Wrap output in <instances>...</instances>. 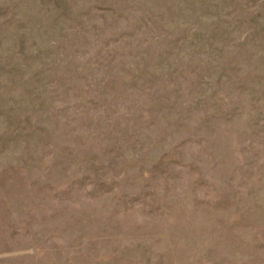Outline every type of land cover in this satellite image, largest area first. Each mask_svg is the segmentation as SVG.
I'll use <instances>...</instances> for the list:
<instances>
[{
  "label": "rangeland",
  "instance_id": "1",
  "mask_svg": "<svg viewBox=\"0 0 264 264\" xmlns=\"http://www.w3.org/2000/svg\"><path fill=\"white\" fill-rule=\"evenodd\" d=\"M0 264H264V0H0Z\"/></svg>",
  "mask_w": 264,
  "mask_h": 264
}]
</instances>
